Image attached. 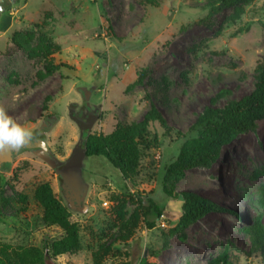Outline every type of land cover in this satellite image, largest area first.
Masks as SVG:
<instances>
[{"label": "rangeland", "instance_id": "rangeland-1", "mask_svg": "<svg viewBox=\"0 0 264 264\" xmlns=\"http://www.w3.org/2000/svg\"><path fill=\"white\" fill-rule=\"evenodd\" d=\"M209 1L0 0V108L67 164L57 171L27 149L9 170L0 167V245L47 253L64 237L60 227L42 223L44 210L34 200L35 189L49 183L81 236L79 252L51 264H141L144 258L147 264H211L227 251L235 264H264L249 253L246 232L259 214L255 200L264 185V119L225 146L212 167L187 171L177 185L223 210L191 226L186 238L170 232L183 199H168L162 184L183 141L178 134L213 99L223 107L248 95L264 61V0L216 12ZM15 33L25 37L31 57ZM152 103L165 125L151 126L136 176L123 178L106 158L76 152L86 135L137 124ZM72 107L75 115L96 116L90 130L71 117ZM48 114L54 121L45 130ZM136 192L163 208L162 217L148 218L152 228L145 208L130 197Z\"/></svg>", "mask_w": 264, "mask_h": 264}, {"label": "trees", "instance_id": "trees-1", "mask_svg": "<svg viewBox=\"0 0 264 264\" xmlns=\"http://www.w3.org/2000/svg\"><path fill=\"white\" fill-rule=\"evenodd\" d=\"M158 1L146 0L151 4H156ZM253 1L255 0H210L209 5L214 10L213 12H216L237 8ZM23 38L25 37L19 33L13 35L18 47L27 51L31 57L29 46L25 44ZM256 72L258 75L254 89L248 95L240 100L229 101L223 107L216 106L217 99H213L210 105L198 115L188 132L178 134V139L183 141L178 154L165 166L162 184V192L168 199L173 201L183 199L182 213L177 225L170 231L172 235L177 234L186 238V232L191 226L212 211L223 210L214 201L196 191L179 192L176 188L186 176L187 171L209 169L219 159L225 146L243 134L256 131L258 122L264 119V61L258 62ZM140 83L141 80L133 86ZM47 99L51 101L50 98ZM52 118L51 115H47L45 130L53 126L51 125L54 121ZM158 121L165 125L164 117L158 107L152 103L151 109L137 124L118 127L108 135H86L78 148L88 157L106 158L114 168L121 172L123 178L128 179L138 174L141 166V147L145 143V138L150 134L151 126ZM27 149L36 151L57 171L63 170L67 165L57 161L50 154L41 137L33 138L31 143L19 152L0 154V167L9 170L13 159ZM259 174H264V171ZM130 197L136 200L139 207L145 208L146 224L150 228L154 227V221L151 222L148 218L154 215L159 219L163 215V208L154 197L145 198L140 192L130 194ZM23 199L27 198L23 197ZM34 200L44 210L42 223L46 227H60L65 232L64 237L55 241L47 253L36 247L0 245V264H51L58 257L75 254L81 250L80 228L71 221L68 208L57 198L49 183H43L35 189ZM255 204L259 209V214L254 218L252 226L246 228L251 242L249 253L260 256L264 263V185L258 190ZM141 264H147V260L142 259ZM211 264H235V262L232 261L227 251Z\"/></svg>", "mask_w": 264, "mask_h": 264}, {"label": "clouds", "instance_id": "clouds-1", "mask_svg": "<svg viewBox=\"0 0 264 264\" xmlns=\"http://www.w3.org/2000/svg\"><path fill=\"white\" fill-rule=\"evenodd\" d=\"M33 139L31 130L15 122L0 108V154L19 152Z\"/></svg>", "mask_w": 264, "mask_h": 264}, {"label": "water", "instance_id": "water-1", "mask_svg": "<svg viewBox=\"0 0 264 264\" xmlns=\"http://www.w3.org/2000/svg\"><path fill=\"white\" fill-rule=\"evenodd\" d=\"M4 10H5L4 5L0 4V17H1L2 12H4ZM70 113H71V117L77 122V124H79L80 128L83 131H88L92 128L96 116H94L93 114H90V116L87 119H84L82 116L75 115L74 107L70 109ZM78 151H79V148H77L76 152Z\"/></svg>", "mask_w": 264, "mask_h": 264}, {"label": "flooded vegetation", "instance_id": "flooded-vegetation-1", "mask_svg": "<svg viewBox=\"0 0 264 264\" xmlns=\"http://www.w3.org/2000/svg\"><path fill=\"white\" fill-rule=\"evenodd\" d=\"M92 114V113H91ZM77 116H82L84 119H87L89 116H90V114H87V115H85L83 112L82 113H80L79 115H77ZM35 135V134H34ZM33 135V138H36V139H38V137L35 135L34 136ZM61 186H62V191H63V193L65 194V197L66 198H68L69 197V194H67V191H69V188H66L65 187V185H64V183L63 184H61ZM73 193H75V192H73ZM81 198L80 197H75V200H76V203H79L81 200H80Z\"/></svg>", "mask_w": 264, "mask_h": 264}]
</instances>
